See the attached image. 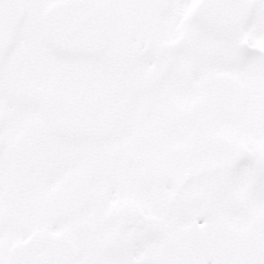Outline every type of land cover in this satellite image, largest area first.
Instances as JSON below:
<instances>
[{
	"label": "snow or ice",
	"instance_id": "1",
	"mask_svg": "<svg viewBox=\"0 0 264 264\" xmlns=\"http://www.w3.org/2000/svg\"><path fill=\"white\" fill-rule=\"evenodd\" d=\"M0 264H264V0H0Z\"/></svg>",
	"mask_w": 264,
	"mask_h": 264
}]
</instances>
